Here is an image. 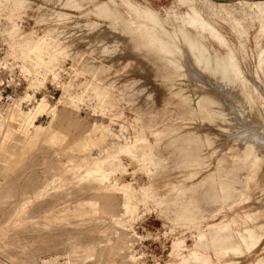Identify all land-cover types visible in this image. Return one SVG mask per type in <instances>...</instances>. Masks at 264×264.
Returning <instances> with one entry per match:
<instances>
[{
	"label": "rangeland",
	"instance_id": "rangeland-1",
	"mask_svg": "<svg viewBox=\"0 0 264 264\" xmlns=\"http://www.w3.org/2000/svg\"><path fill=\"white\" fill-rule=\"evenodd\" d=\"M19 1L0 0V264H264V204L245 190L264 150L243 153L240 115L239 130L217 115L251 119L236 87L112 0ZM149 1L227 48L264 121V0ZM250 208L255 227L231 229Z\"/></svg>",
	"mask_w": 264,
	"mask_h": 264
},
{
	"label": "bare ground",
	"instance_id": "bare-ground-1",
	"mask_svg": "<svg viewBox=\"0 0 264 264\" xmlns=\"http://www.w3.org/2000/svg\"><path fill=\"white\" fill-rule=\"evenodd\" d=\"M178 5H177V9H181L187 7L188 5V1L187 0H174ZM214 1V0H213ZM216 1V0H215ZM21 2V0L19 1ZM23 2V1H22ZM18 3V1H17ZM112 4L115 5H119L120 8V12L122 14H124L125 16V21L133 26L136 29H143L145 30H149V31H153L155 32L157 35H159L161 37V39L164 41L167 49L173 53V54H178L180 57L185 58V65L192 63L194 66L197 67L198 71L201 72H205V71H209L210 74V78L211 80L215 81L216 84H222L224 87H231L234 86L236 88L235 91L237 94L243 96V102H242V106L240 108H244V106H248L247 110H249L250 112H252V116L251 119L248 121L241 112H238V114H232L229 115L228 111L229 110H225L223 104L219 103L217 105L219 111H218V116L220 119L226 122H230L231 124L237 126V122L239 121L237 118V115H240L241 119H242V127L244 128V131L239 130L242 127H238L237 133H235V137L231 140V143H235L237 141L243 142V153H260L261 150H264V121L260 120L262 118V112L263 110H260L258 107H256V99H258L256 91H252L251 89H249V85L247 86L248 88L246 89V91H244L245 89H243L241 83L242 80L240 79V76L237 75V70H235L234 68V64L232 63V57L229 54V52L227 51V48H225L224 46L220 45L218 40L215 39V37L210 36L209 34H204V36H200L197 31H195L194 29H192L190 27L191 24H193V21L191 20H184L183 22L180 21L177 18L172 17L174 19H171L167 14H163L161 12H159L154 5L149 1V0H143V1H138V0H112L111 1ZM16 4V1H15ZM22 4V3H21ZM20 4V5H21ZM14 6V5H13ZM25 7H29L24 5ZM15 7V6H14ZM16 8V7H15ZM24 7H22L23 9ZM176 8V7H175ZM18 9V8H17ZM20 9V8H19ZM169 9V8H168ZM190 10H193L191 8H189ZM21 10V9H20ZM175 10V9H174ZM17 12H19V10H16ZM39 11V10H38ZM176 11V10H175ZM178 11V10H177ZM168 12V11H167ZM179 12V11H178ZM170 13V12H169ZM176 13V12H175ZM21 14V13H18ZM24 14V13H23ZM178 14V13H177ZM179 15V14H178ZM50 15H48L49 17ZM57 17V16H56ZM47 18V17H46ZM45 19V18H44ZM53 19V18H52ZM49 20V19H48ZM50 22V21H49ZM53 23V21H51ZM58 23V20H57ZM195 23V22H194ZM44 25V24H43ZM60 31V30H59ZM54 32V30H53ZM59 35V34H57ZM154 35V34H153ZM59 37V36H58ZM152 37V36H151ZM210 37V39H209ZM31 42V41H30ZM37 43V42H36ZM36 43L34 45H36ZM29 45V44H28ZM26 46V45H24ZM30 46V45H29ZM161 48V47H160ZM165 48V46H164ZM22 49H24L22 47ZM31 49V48H30ZM38 49V47H37ZM163 50V49H162ZM167 53V52H166ZM190 57V58H188ZM261 66V64H260ZM241 72V71H239ZM179 78V77H178ZM242 78V77H241ZM246 84V83H245ZM175 88V87H174ZM221 89V88H220ZM240 89V90H239ZM259 93V92H258ZM176 94V93H175ZM179 94V93H178ZM188 95V94H187ZM186 95V96H187ZM177 96V95H176ZM185 96V95H184ZM178 97V96H177ZM195 97V96H194ZM201 97V96H200ZM261 97V96H260ZM259 97V98H260ZM184 98V97H183ZM206 98V96H205ZM189 99V98H188ZM187 99V100H188ZM207 99V98H206ZM262 99V98H261ZM199 100V99H198ZM212 102V100H210ZM263 101V100H262ZM190 102V101H189ZM200 102V101H199ZM204 102V101H203ZM208 102V101H207ZM210 102V103H211ZM206 103V102H205ZM214 103V102H212ZM261 103V101H260ZM200 104V103H199ZM263 104V103H262ZM213 106V105H212ZM215 106V105H214ZM229 106V105H228ZM199 107V106H198ZM264 107V106H263ZM197 108V105H196ZM201 108V107H200ZM198 109V108H197ZM203 109V108H201ZM205 109V108H204ZM191 113V111H190ZM234 113V112H233ZM215 114V113H214ZM211 115V114H210ZM209 115V116H210ZM233 116V117H231ZM151 117V115H150ZM152 118V117H151ZM170 120V119H169ZM204 120V119H201ZM199 121V120H198ZM203 122V121H202ZM164 133V132H163ZM191 133V132H189ZM163 135V134H162ZM188 135V134H187ZM160 135H158L159 137ZM165 136V135H164ZM162 136V137H164ZM200 136V135H199ZM169 137V136H168ZM180 137V136H179ZM203 137V136H202ZM206 138V135L204 136V139ZM209 138V137H208ZM215 138V137H214ZM203 139V140H204ZM214 140V139H213ZM162 142V141H161ZM213 142V141H212ZM210 143V142H209ZM208 144V143H207ZM206 144V145H207ZM139 145V144H138ZM205 145V146H206ZM136 146V145H134ZM133 146V147H134ZM148 146V145H147ZM171 146V145H170ZM209 145H207L208 147ZM199 147V146H198ZM210 147V146H209ZM212 147V146H211ZM145 148V147H144ZM196 148V147H195ZM142 149V148H141ZM193 149V147H192ZM199 149V148H197ZM207 149V148H206ZM228 149V148H227ZM231 149V148H230ZM133 150V149H132ZM144 150V149H143ZM142 150V151H143ZM196 150V149H194ZM193 150V151H194ZM202 152V149L200 147V149L198 150V152ZM127 151V150H126ZM137 151V150H135ZM134 151V152H135ZM139 151V150H138ZM141 151V152H142ZM187 151V150H185ZM182 151V152H185ZM213 151H217V150H213ZM213 151H211L213 153ZM128 152V151H127ZM126 152V153H127ZM181 152V151H180ZM179 152V153H180ZM181 152V153H182ZM192 152V151H191ZM197 152V154H198ZM200 152V153H201ZM227 152V151H226ZM130 153V152H129ZM190 153V152H189ZM187 153V154H189ZM225 153V152H224ZM149 154V153H148ZM191 154V153H190ZM193 154H196L193 153ZM211 155V153H209ZM223 154V153H222ZM138 155H142V154H138ZM145 155V154H143ZM153 155V154H152ZM184 155V153H183ZM246 155V154H245ZM250 155V154H249ZM129 156V155H128ZM132 156V154H131ZM185 158L186 156V152H185ZM190 156V155H189ZM188 156V157H189ZM195 156V155H194ZM213 156V155H211ZM225 156V155H224ZM223 156V157H224ZM263 156V155H262ZM261 156V157H262ZM134 157V155H133ZM150 157H152L150 155ZM181 157V156H180ZM179 157V159H181ZM214 157V156H213ZM231 157V156H230ZM229 157V158H230ZM235 157V155H234ZM244 157V156H243ZM251 157V156H249ZM248 157V158H249ZM178 158V157H177ZM247 158V157H246ZM247 158V159H248ZM255 158V157H254ZM190 159V158H189ZM245 159V158H244ZM178 160V159H177ZM187 160V158H186ZM211 160V158H210ZM232 160V159H231ZM238 160V159H237ZM256 160V159H255ZM254 160V161H255ZM218 161V160H217ZM234 161V159H233ZM247 161V160H246ZM211 162V161H210ZM240 162V161H239ZM242 162V161H241ZM197 163V162H196ZM221 163V162H220ZM224 163V162H223ZM236 164V162H234ZM244 163V162H243ZM176 164V163H175ZM179 164V163H177ZM184 164V162L182 163ZM188 164V163H187ZM216 164V162H215ZM218 164V163H217ZM240 164V163H239ZM256 165V170L257 172L252 175L249 179V183L247 185L246 193L247 195H249L250 197H254L257 202H259L260 204H264V163L261 161H256L254 163ZM186 165V163H185ZM251 165V164H250ZM173 166V165H172ZM175 166V165H174ZM178 167H182V165H177ZM231 166H233V164L231 163ZM235 166V165H234ZM240 166V165H239ZM248 166V165H247ZM176 167V166H175ZM178 167L174 168L177 169ZM216 167V165H215ZM246 167V166H245ZM250 167V166H249ZM184 168V167H183ZM182 168V169H183ZM206 169V167H204ZM203 168V169H204ZM194 169V168H193ZM197 169V168H196ZM203 169H200L203 171ZM217 169V167L215 168ZM246 169V168H244ZM248 169V168H247ZM252 169V168H250ZM181 170V169H179ZM239 170V169H238ZM249 170V169H248ZM255 170V171H256ZM167 171V170H166ZM177 171V170H176ZM183 171V170H182ZM187 171V170H186ZM198 171V170H197ZM235 171V170H234ZM253 171V172H255ZM169 172V171H167ZM171 172V171H170ZM179 172V171H178ZM193 172V171H192ZM216 171H214L215 173ZM252 172V174H253ZM181 173V172H180ZM189 173V172H188ZM213 173V174H214ZM217 173V172H216ZM228 173V172H227ZM225 173V174H227ZM171 174V173H170ZM168 174V175H170ZM176 174V173H175ZM173 174V175H175ZM185 174V173H184ZM191 174V172H190ZM212 174V175H213ZM229 174V173H228ZM199 175V174H198ZM210 175V174H209ZM236 175V174H234ZM171 176V175H170ZM178 176V175H177ZM182 176V175H181ZM189 176V175H188ZM192 176V175H191ZM183 177V176H182ZM203 177V176H202ZM231 177V176H230ZM187 178V177H186ZM189 178V177H188ZM193 178V177H192ZM204 178V177H203ZM209 178V176H208ZM212 178V177H210ZM215 178V177H214ZM238 178V177H237ZM207 179V178H205ZM216 179V178H215ZM232 179V178H231ZM212 180V179H211ZM220 180V179H219ZM225 180V179H223ZM227 180V179H226ZM235 180V179H234ZM183 181L186 182V179H184ZM190 181V180H189ZM206 181V180H205ZM204 181V182H205ZM213 181V180H212ZM217 181H218V177H217ZM221 181V180H220ZM238 181V179L236 180V182ZM183 182V183H185ZM203 183V181H202ZM215 183H220V182H215ZM214 183V184H215ZM223 183V182H222ZM220 183V184H222ZM239 183V182H238ZM213 184V183H211ZM213 184V185H214ZM204 185V184H203ZM210 185V184H209ZM208 185V186H209ZM239 185H241V183H239ZM188 187V185H186ZM238 186V185H237ZM242 186V185H241ZM245 185H243L244 187ZM210 187V186H209ZM215 187V185H214ZM213 187V188H214ZM222 187V186H221ZM184 188V186H183ZM189 188V187H188ZM223 188V187H222ZM245 188V187H244ZM243 188V189H244ZM187 189V188H186ZM192 189V188H191ZM231 189V188H230ZM233 189V188H232ZM210 190V189H209ZM221 190V189H220ZM242 190V189H241ZM239 189V191H241ZM212 191V190H211ZM185 192V191H184ZM183 192V193H184ZM219 192V191H218ZM221 192V191H220ZM219 192V193H220ZM218 193V195H219ZM230 193V192H229ZM236 193V190H235ZM240 193V192H239ZM185 194V193H184ZM197 194V193H196ZM194 194V195H196ZM227 196H224V198L228 197V193H226ZM234 194V193H233ZM237 194V193H236ZM243 194V193H242ZM222 195V194H221ZM220 195V196H221ZM230 195V194H229ZM244 195V194H243ZM242 195V196H243ZM246 195V196H247ZM187 196V195H186ZM241 196V195H240ZM245 196V197H246ZM195 197V196H194ZM197 197V196H196ZM244 197V196H243ZM188 198V197H186ZM223 198V197H222ZM231 198V197H230ZM229 198V199H230ZM236 198V197H235ZM242 198V197H241ZM248 198V197H247ZM216 199V198H215ZM245 199V198H244ZM243 199V200H244ZM249 199V198H248ZM234 200V199H233ZM246 200V199H245ZM193 201V200H192ZM190 201V202H192ZM213 201V200H212ZM249 201V200H247ZM246 201V202H247ZM222 202V201H221ZM242 203H246L241 201ZM184 203V202H183ZM189 204V203H188ZM187 204V205H188ZM196 204V203H195ZM197 206V205H196ZM215 206V205H214ZM199 207V206H198ZM193 208V207H192ZM197 208V207H196ZM195 209V208H194ZM198 209V208H197ZM191 211V210H189ZM195 211V210H194ZM188 212V211H187ZM262 211H260L259 208H250L247 211L239 214L238 216H235L233 218H231L230 220H232L230 226L231 229H234L235 231H237V228L240 226H243L244 228V232L247 233V230L255 227L254 224L256 221H259L260 217H261ZM252 225V226H251ZM261 225V224H260ZM262 228V227H261ZM258 231L259 228H258ZM234 232V231H233ZM245 233V234H246ZM259 236H261V232H259ZM236 235V234H235ZM239 236V235H238ZM259 239V237H258ZM263 239V238H262ZM186 249L188 250H199L197 245H194V247L190 246V247H186ZM246 251L245 247H243V252Z\"/></svg>",
	"mask_w": 264,
	"mask_h": 264
}]
</instances>
